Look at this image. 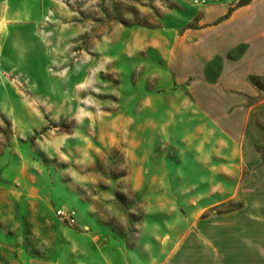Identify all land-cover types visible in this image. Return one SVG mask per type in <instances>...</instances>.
I'll return each mask as SVG.
<instances>
[{"label": "rangeland", "instance_id": "rangeland-1", "mask_svg": "<svg viewBox=\"0 0 264 264\" xmlns=\"http://www.w3.org/2000/svg\"><path fill=\"white\" fill-rule=\"evenodd\" d=\"M252 1L39 0L37 57L0 71L5 261L156 264L198 222L259 211L264 77L229 21Z\"/></svg>", "mask_w": 264, "mask_h": 264}, {"label": "crops", "instance_id": "crops-1", "mask_svg": "<svg viewBox=\"0 0 264 264\" xmlns=\"http://www.w3.org/2000/svg\"><path fill=\"white\" fill-rule=\"evenodd\" d=\"M240 15L230 17L236 39L241 33L251 44L242 63L250 65L251 75L264 77V0H253ZM39 0H0V71L7 60H34L39 51L32 22L39 17ZM249 18V19H247ZM237 35V36H236ZM249 59V60H248ZM241 63V64H242ZM237 64L236 73L241 72ZM264 110V100L259 104ZM255 143L264 141V131L253 135ZM257 188L264 193V168L259 170ZM259 211L244 208L198 222L181 235L173 248L156 264H264V196ZM257 206L254 208L256 209ZM101 252L102 264H124L123 255L113 259ZM0 264H64L60 260L15 259L5 261L0 249Z\"/></svg>", "mask_w": 264, "mask_h": 264}, {"label": "built area", "instance_id": "built-area-1", "mask_svg": "<svg viewBox=\"0 0 264 264\" xmlns=\"http://www.w3.org/2000/svg\"><path fill=\"white\" fill-rule=\"evenodd\" d=\"M58 215H60L61 219L67 222L70 226H76V212L72 210H59Z\"/></svg>", "mask_w": 264, "mask_h": 264}]
</instances>
